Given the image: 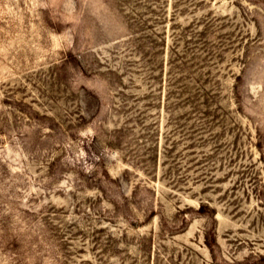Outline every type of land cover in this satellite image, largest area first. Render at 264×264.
<instances>
[{
  "label": "rangeland",
  "instance_id": "obj_1",
  "mask_svg": "<svg viewBox=\"0 0 264 264\" xmlns=\"http://www.w3.org/2000/svg\"><path fill=\"white\" fill-rule=\"evenodd\" d=\"M0 264H264V0H0Z\"/></svg>",
  "mask_w": 264,
  "mask_h": 264
}]
</instances>
